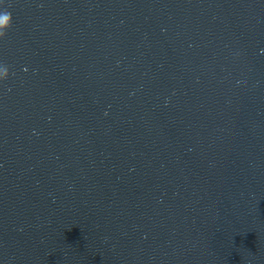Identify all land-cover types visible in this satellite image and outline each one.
<instances>
[{"label":"water","instance_id":"obj_1","mask_svg":"<svg viewBox=\"0 0 264 264\" xmlns=\"http://www.w3.org/2000/svg\"><path fill=\"white\" fill-rule=\"evenodd\" d=\"M0 264H264V0H0Z\"/></svg>","mask_w":264,"mask_h":264},{"label":"clouds","instance_id":"obj_2","mask_svg":"<svg viewBox=\"0 0 264 264\" xmlns=\"http://www.w3.org/2000/svg\"><path fill=\"white\" fill-rule=\"evenodd\" d=\"M13 24V16L7 8L0 11V40L6 38L8 31L11 29ZM9 69L6 65L0 66V81H5L9 78Z\"/></svg>","mask_w":264,"mask_h":264}]
</instances>
